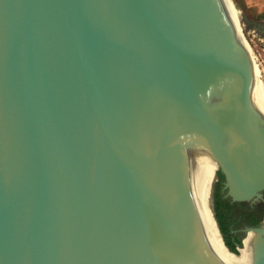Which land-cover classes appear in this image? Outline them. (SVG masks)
Instances as JSON below:
<instances>
[{"label":"water","instance_id":"obj_1","mask_svg":"<svg viewBox=\"0 0 264 264\" xmlns=\"http://www.w3.org/2000/svg\"><path fill=\"white\" fill-rule=\"evenodd\" d=\"M238 29L225 0H0V264H264L211 203L216 166L264 188Z\"/></svg>","mask_w":264,"mask_h":264},{"label":"flooded vegetation","instance_id":"obj_2","mask_svg":"<svg viewBox=\"0 0 264 264\" xmlns=\"http://www.w3.org/2000/svg\"><path fill=\"white\" fill-rule=\"evenodd\" d=\"M257 27L264 34V24H258ZM244 150L249 151L248 148H244ZM257 151L260 152L258 149ZM250 165L242 166L241 169H248ZM211 203L225 243L229 235L235 250L238 245H243L242 242L248 237L250 228L264 226V188L249 199L236 200L231 194L226 174L218 166L214 171L211 184ZM220 222L228 230L226 234L221 231ZM226 245L232 250V246L227 243Z\"/></svg>","mask_w":264,"mask_h":264},{"label":"rangeland","instance_id":"obj_3","mask_svg":"<svg viewBox=\"0 0 264 264\" xmlns=\"http://www.w3.org/2000/svg\"><path fill=\"white\" fill-rule=\"evenodd\" d=\"M238 12L243 37L264 85V34L257 25L264 24V0H231Z\"/></svg>","mask_w":264,"mask_h":264},{"label":"bare ground","instance_id":"obj_4","mask_svg":"<svg viewBox=\"0 0 264 264\" xmlns=\"http://www.w3.org/2000/svg\"><path fill=\"white\" fill-rule=\"evenodd\" d=\"M225 3L227 5V8L230 12V15L235 23V26L237 28V30L239 31L238 28H240V25H239V20H238V12L236 11L235 7H234V4L232 3L231 0H225ZM254 74H255V79H256V82H257V85H258V88H259V91L261 93V96L264 100V85L262 84L259 76H258V72H257V69L255 68L254 70Z\"/></svg>","mask_w":264,"mask_h":264},{"label":"trees","instance_id":"obj_5","mask_svg":"<svg viewBox=\"0 0 264 264\" xmlns=\"http://www.w3.org/2000/svg\"><path fill=\"white\" fill-rule=\"evenodd\" d=\"M220 229L221 231L226 234L228 232V230L226 229V227L220 222ZM226 243L229 245V246H232V250L238 254V252L235 250V247L231 244V241H230V236L228 235L227 238H226Z\"/></svg>","mask_w":264,"mask_h":264}]
</instances>
